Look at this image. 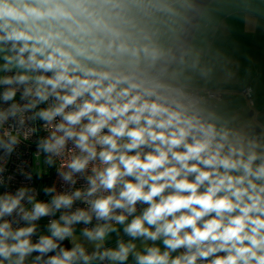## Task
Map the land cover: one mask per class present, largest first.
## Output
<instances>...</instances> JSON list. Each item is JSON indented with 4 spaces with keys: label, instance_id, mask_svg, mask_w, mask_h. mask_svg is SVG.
<instances>
[{
    "label": "clouds",
    "instance_id": "1",
    "mask_svg": "<svg viewBox=\"0 0 264 264\" xmlns=\"http://www.w3.org/2000/svg\"><path fill=\"white\" fill-rule=\"evenodd\" d=\"M154 10L157 0H0V72L15 70L0 76L8 86L0 101H13L0 127L9 118L23 125L24 112L51 98L29 117L51 128L37 147L52 165L71 142L59 175L71 186L77 174L87 181L49 202L24 187L0 195V264L33 253L32 264H126L130 255L134 264H264V145L202 115L168 84L167 53L142 26ZM18 143L11 131L0 136L7 153ZM76 201L86 207L70 211ZM62 209L33 243L35 222ZM14 212L28 226L14 229L6 219ZM93 219L79 234L94 245L89 253L74 242V225ZM118 226L129 241L105 248Z\"/></svg>",
    "mask_w": 264,
    "mask_h": 264
},
{
    "label": "crops",
    "instance_id": "2",
    "mask_svg": "<svg viewBox=\"0 0 264 264\" xmlns=\"http://www.w3.org/2000/svg\"><path fill=\"white\" fill-rule=\"evenodd\" d=\"M185 1L186 0H157V3L159 4V10H154L152 13H150L151 17L152 15H158L159 13L165 14L172 12L176 17L175 19L178 24L183 15H186L189 11V6ZM255 5L257 8L258 5ZM185 8H187V10ZM218 8L216 6H212L211 10H208L207 13L204 12L205 9L203 10L204 13H202L204 14V19L201 22L199 19L194 37L197 35V44L202 48L204 47L205 50L202 51L201 48L197 46V54L195 52L193 53L191 60H189L190 63L188 64V66L191 68V71H193L195 74L198 67L202 69V66H204L203 68L205 69L204 71L206 72V75L208 71V64H210V66H215V68L211 67V78L205 75L206 79L204 81H197L195 79L192 86L197 90L201 88H207L224 93L221 100L216 102H219V104H217L218 106H214L216 108V112L229 110L234 113L240 108L247 107L248 104L251 105L241 93L243 88L249 86L251 88L252 105H255L257 111L262 113L261 111L264 110V106H262V104H264V7L259 8L260 13L257 11L254 13L253 8H250L251 10L248 11V14L243 15L240 13L241 15L245 16L243 19H239L237 16H231L233 14H237L233 13L236 11H232V13L230 12L231 14H229L227 12L223 13L222 9ZM166 18H168V15ZM157 20L158 25H160V23L165 19L162 16ZM232 25H236V31L231 29ZM153 29L150 31V36L152 39L154 38V40L157 41ZM163 44L164 43H162V45ZM165 48L169 47L166 45ZM222 50H226L228 53H231L234 56L230 61L234 65L237 64L235 65L234 72H237L239 76H242V79L224 80L222 78V73L224 71L220 64V60L222 59H220V56L223 54ZM3 63L4 60L0 59V65ZM193 65H195L196 68H194ZM242 69L245 73L244 75L240 71ZM0 76H2V72H0ZM180 85L185 86L186 84H178V86ZM233 93H235V95H232ZM235 97L240 100V103L233 107V105L231 106L230 100ZM215 117L217 118L220 116L218 113H216ZM261 129L259 132L253 133H260ZM37 228L48 229V226L46 223L41 222ZM41 235H50V233L39 234V232H35V240L39 239ZM129 239L130 238L128 237V241ZM85 243H88V241L85 240ZM135 243L137 244V250H140L142 247L141 242L137 240ZM148 243L151 244L150 241ZM156 243L163 249L160 241H157ZM179 254L180 251L178 250L172 255L176 256ZM34 259L35 256L32 254L30 257L26 258L25 264H32ZM94 264L101 263L97 261L94 262ZM126 264H134L131 255L129 256V260L126 262Z\"/></svg>",
    "mask_w": 264,
    "mask_h": 264
},
{
    "label": "built area",
    "instance_id": "3",
    "mask_svg": "<svg viewBox=\"0 0 264 264\" xmlns=\"http://www.w3.org/2000/svg\"><path fill=\"white\" fill-rule=\"evenodd\" d=\"M15 70L12 72H2V76L14 75ZM172 88L178 90L186 98L187 102L202 115L204 114L202 107H206L210 110L215 106V103L222 98V94L214 89H183L178 85H173L168 83ZM8 86L0 85V93L6 90ZM21 91H17L14 102L18 104H24L26 101L20 99ZM246 100L252 105L251 100V88L246 86L241 90ZM13 101L3 102L0 101V110L6 109ZM52 103V99L46 104H40L36 109L28 112H24V123L21 125L18 122L19 118H9V120L0 127V136H3L5 131H11L13 135L18 137L19 143L13 146L11 153H7L5 148L0 147V195L5 193H15L19 188L24 187L29 190V195H33L36 200L49 202L53 195L61 193H71L75 189H81L87 187V181L81 177L79 174L76 175V184L71 186L65 183L59 175V171H66L67 169H61V164L70 159L72 152L68 151L72 149L73 145L71 142L68 143L67 148L62 156L53 157V164L48 165L45 163L46 154L40 151L37 147L38 141L46 138L51 131V128L45 124L44 121L40 120L38 117L35 119H29L34 112L39 111L42 108L48 107V104ZM60 117H56L54 123H59ZM107 131V130H105ZM94 166H99L98 161L95 164L89 165L88 175L91 174V168ZM36 177H42L43 180L47 181L44 183V192L42 194L38 193V189L35 186ZM42 180V181H43ZM55 188L54 193H46V188ZM26 210H31L32 205L28 203L27 198L22 201ZM146 205H139L137 212L141 211ZM86 205L81 201H76L70 211H75L76 208H85ZM66 210L56 211L54 215L46 216L36 221L35 224L38 227L43 221L49 225L51 220H56L60 217L62 212ZM10 222H12L13 228L26 227L28 226L25 221L20 219V217L14 212L11 216L6 217ZM97 221L93 219L90 225H84L79 223L83 229L84 227H94ZM31 240H35V234L31 237ZM180 253L183 249L179 250ZM222 255V253H221ZM101 264H108V261L99 262Z\"/></svg>",
    "mask_w": 264,
    "mask_h": 264
},
{
    "label": "rangeland",
    "instance_id": "4",
    "mask_svg": "<svg viewBox=\"0 0 264 264\" xmlns=\"http://www.w3.org/2000/svg\"><path fill=\"white\" fill-rule=\"evenodd\" d=\"M192 0H186L185 2L187 3V5L189 6L190 9V4H191ZM211 4V5H210ZM258 5V7L256 8V5ZM255 5V8H254ZM212 6H216L218 9H222L223 13H229L231 14L232 11H236L233 13H237V14H233L231 15L232 17L237 16L239 19H243V15L248 14V11L251 10L250 8H253L254 13L257 11L258 13H260V7H264V0H211L208 4L207 7L205 8L204 12L207 13L208 10H211ZM187 10V8H185ZM184 10V11H186ZM203 12V13H204ZM231 12V13H230ZM201 14L200 16V22L204 19V14ZM243 15H241V14ZM168 15V18H166ZM187 15V14H186ZM186 15H183L182 19L179 21V23L177 24L176 21V17L174 16V13H159L158 15H152L151 14L145 16L146 18H144L142 20V26L145 28L146 30H150L153 32H155L156 35V39L158 41V44L161 45V47L165 50V51H169L173 45L175 44L174 42L176 41L178 35H179V31L181 30V28L183 27L184 21H185V17ZM164 17V21L160 23V25H158V20L159 17ZM154 24L152 25L151 24ZM165 22V23H164ZM152 26V27H151ZM155 26V27H154ZM233 31L237 30L236 25H232L231 28ZM179 32V33H178ZM151 40H153L154 42L157 43L156 40H154V38L152 39V37L150 36ZM197 35L194 37V39L191 41V45L188 48L185 56L176 64L173 66V68L169 71H167L165 73V76L168 77L170 79V83H172L173 85L176 84H186L185 86H182L183 89L186 88H192L195 89V87H193V81L196 79L197 81H204L206 72L204 71L205 69L203 68L204 66H202V69L200 67H198V69L196 70V74L191 71L190 66H188V64L190 63L189 60H191V56L193 55V53L195 52L197 54V46L200 47L197 44ZM162 43H164L162 45ZM168 46L169 48H165V46ZM202 51H204V47H200ZM166 52V53H167ZM203 53V52H202ZM221 56H220V64L222 66V68L224 69L223 73H222V78L224 80H238V79H242V76H239L237 72H234L235 70V65L237 64H232V62L230 61L232 59V57H234L231 53H228V51L226 50H222ZM236 55V54H235ZM240 55V54H239ZM243 55V54H242ZM203 64V63H202ZM194 68H196L195 65H193ZM192 67V66H191ZM211 67L215 68V66H210V64H208V71H207V75L208 77L211 78L212 72H211ZM242 72V74L244 75V71L243 69L240 70ZM180 82V83H179ZM203 89V88H201ZM220 94H224L221 93ZM232 95H235V93H233ZM231 106L233 105V107L237 106V104L240 103V100H238L236 97L231 99ZM216 103L215 107L218 106ZM262 106H264V104H262ZM211 108L210 110H208L206 107H202V110L204 112V114H206L207 116L209 114H212L215 116L216 113L219 114L220 117H217L219 122L221 124H224L226 127H228L229 129L233 130L235 133H237L239 136L244 137L246 139H254L257 140L261 145H264V110H262L260 112L257 111L255 105H247V107L245 108H240L239 110H236L235 113L232 111H218L216 112V108ZM250 111L253 112L252 115H250ZM260 113V114H259ZM254 128H259L261 129L260 133H253L252 130ZM43 178L42 177H36L35 181V186L38 189V193L42 194V192H44V181H42ZM140 212V211H139ZM139 212H137V214H139ZM131 219V217H129V220ZM56 220H59V218H57ZM43 222V221H42ZM119 227V232H113L110 234V237L106 240L104 247L105 248H115L118 239H123L125 242L128 241V236H126L123 232V226H118ZM75 228V240L74 242H78L81 243L85 246L86 250L91 253L94 249V245L91 244L90 242L85 243V238L82 237L81 235H79L83 228L76 224L74 225ZM36 232H39V234H46L49 233L47 228H36ZM71 247H72V243H70ZM93 248V249H92Z\"/></svg>",
    "mask_w": 264,
    "mask_h": 264
},
{
    "label": "water",
    "instance_id": "5",
    "mask_svg": "<svg viewBox=\"0 0 264 264\" xmlns=\"http://www.w3.org/2000/svg\"><path fill=\"white\" fill-rule=\"evenodd\" d=\"M211 0H192L190 4V9L185 17V21L183 24V27L181 28V32L179 36L177 37L175 44L173 47L167 52V55L165 57L164 62L161 65L160 71L162 72L165 80L169 83L170 79L165 76V73L173 68L174 65H176L186 54L188 48L191 45V41L193 40V37L196 32V26L199 21V17L203 10L207 7V4ZM146 33L148 36H150L151 32L150 30H146ZM250 115L253 114L252 111L249 113ZM259 128L253 129L252 132H259ZM37 240H33V243H36ZM62 246L65 248H71L70 243L68 239H65L61 242ZM36 257L38 253H33ZM54 252H50L47 255H54ZM46 258V257H45Z\"/></svg>",
    "mask_w": 264,
    "mask_h": 264
},
{
    "label": "trees",
    "instance_id": "6",
    "mask_svg": "<svg viewBox=\"0 0 264 264\" xmlns=\"http://www.w3.org/2000/svg\"><path fill=\"white\" fill-rule=\"evenodd\" d=\"M44 181V183H47V181H45V180H43Z\"/></svg>",
    "mask_w": 264,
    "mask_h": 264
}]
</instances>
